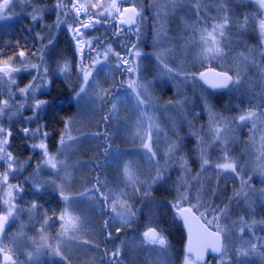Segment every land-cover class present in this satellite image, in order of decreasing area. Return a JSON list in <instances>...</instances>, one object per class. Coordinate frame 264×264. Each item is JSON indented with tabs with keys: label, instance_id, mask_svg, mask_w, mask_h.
I'll return each instance as SVG.
<instances>
[{
	"label": "rangeland",
	"instance_id": "rangeland-1",
	"mask_svg": "<svg viewBox=\"0 0 264 264\" xmlns=\"http://www.w3.org/2000/svg\"><path fill=\"white\" fill-rule=\"evenodd\" d=\"M98 2L110 5L113 0H79L86 5ZM73 3L75 0H12L10 18L0 19V26L17 18H26L33 23L32 15L38 14L40 19L33 24L42 29L43 33L39 30V36L49 35L48 40H55L63 31L70 39L72 54L77 59L75 75L72 74L76 76L73 101L77 111L67 123L68 132L74 139L66 137L63 146L59 142L52 149L48 145L49 152L53 155L60 153L57 159L63 160L68 167L65 169L58 165L57 169L48 168L42 163L40 150L35 149V162L27 161L21 169L29 173H26V184L35 181L44 185L43 189H52L61 200V213L67 208L66 218L78 217L79 223L76 230L62 235L59 219L55 231L51 232L39 210L20 205L17 202L19 192L13 190L16 209L8 219L11 233L3 244L11 249L13 260L16 261L13 249L18 245L21 262L16 261V264H116V260L121 264H184L186 257L193 264H199L186 252V243L175 256L176 251L172 249L168 235L155 225L153 212L157 207H168L179 219L177 209L172 207L179 191L188 194L184 206L189 202L195 203L199 193L201 203L209 209L205 212L208 221L213 220L212 209L227 206L219 225L224 230L228 255L223 258L221 254L212 256L206 264H237L238 261L241 264H264V255L259 254L264 251V175L260 172V167L264 165V38L259 33L264 9L258 6L256 0H115L121 9L136 7L143 17L142 20L135 18V26L129 31L130 40H116L115 28L110 31L109 25L119 23L114 13H105L99 17L101 23L82 31L87 32L88 39L95 37L93 45L101 51L111 46L114 52L134 60L129 52L130 46L135 44L142 53L137 82L148 86L151 99L138 106L135 98L129 95V74L123 66L117 67L118 60L113 55L96 66V72L100 73L98 77L93 72L87 85L83 84L79 57L72 34L68 31V25L75 26ZM100 10L87 9L89 14ZM225 16L228 17L225 35H217L223 55L202 58L200 30L211 31L212 26L223 22ZM58 18L61 21L59 26ZM137 26L139 33L135 32ZM49 48L44 54L47 67ZM87 51L85 48V64L89 63ZM158 55L163 63L173 68L172 74L166 73L161 60L157 59ZM29 58L32 63L40 62L36 55ZM20 59L18 57L9 62L17 67ZM65 62L56 61L53 71L60 75L69 74L70 70L60 72L57 67ZM6 66L0 64V67ZM207 69L227 73L234 81L239 78V83L225 92L211 93L199 78V72ZM190 72H196V77L188 74ZM20 75H23L21 80ZM34 75L35 70L31 68L13 72L16 84L10 85L8 77L0 73V88L7 90L8 99L12 97L4 113L0 114V126L3 120L20 117L26 119L28 125L35 123L33 128L27 126L32 129L31 132L37 128L43 132L37 125L38 120H35L39 114L34 116L32 99L19 92L20 88L33 81ZM131 78L136 77L133 74ZM49 81L47 73V80L35 93L36 98L39 99L46 90ZM36 83L40 81L37 79ZM81 86L85 87V92L81 93L83 99L77 102L75 97ZM104 88L110 90L109 97L108 93H100V89ZM113 102L117 104L115 115L111 114ZM20 103V112L13 113L10 109L12 105ZM247 110H255L259 117L254 118V126L253 120L244 123L234 120L241 111ZM210 116L221 121V136L226 143L212 139ZM64 132L65 128L62 135ZM149 133L155 157L143 147ZM34 141L40 142V133H36ZM173 142L179 147L169 152ZM201 146L205 147L209 160L203 166ZM225 152L229 159L237 162L239 176L216 167L217 163L225 162ZM0 161L7 167V184L18 185L11 179L14 170L8 169L7 162ZM130 161L136 166V187L139 191H134L122 176V165ZM13 165L15 170L20 167L15 160ZM157 171L162 179L153 183ZM98 179L101 189L109 195V203L112 193H125L121 199L127 201V210L134 213L128 216L126 223L116 217L109 204L101 203L98 195H92L91 190L97 186ZM242 180L246 181L243 189ZM59 186H63L65 195L69 197L67 201L61 197ZM241 191L247 195H235ZM7 192V186L0 183V210L3 214L8 207L3 202ZM116 207L117 212L126 211L119 205ZM206 225L211 231H217L215 221ZM29 226L31 233H27ZM149 227L156 228L167 239L166 249L142 243L143 233ZM108 233H111L110 238ZM42 236L46 241L41 239ZM45 242L59 245L62 256L54 255L47 247L37 251L38 246ZM253 244L256 245L255 252L247 257L237 256L238 249H250ZM116 249L120 250V255L114 258L112 251ZM0 264H3L2 256Z\"/></svg>",
	"mask_w": 264,
	"mask_h": 264
},
{
	"label": "snow or ice",
	"instance_id": "snow-or-ice-1",
	"mask_svg": "<svg viewBox=\"0 0 264 264\" xmlns=\"http://www.w3.org/2000/svg\"><path fill=\"white\" fill-rule=\"evenodd\" d=\"M258 6L261 9H264V0H256ZM57 7H60V4H57ZM91 7L94 9H101L100 11H97L93 14H89L87 9ZM72 9L75 13V26L68 25V31L72 34L71 39L74 42L76 52L79 57L80 61V72L83 77V84L86 86L89 78L93 76V72H96V66L105 63L108 60V57L110 55H113L117 58L118 64L117 67L123 66L126 70V72L129 74L130 79L127 82L128 89H131V93L129 95L133 96L136 100L137 105H143L147 101H150L151 96L148 91V86L144 83H138L137 80L139 79L140 75V63L139 58L141 57L142 53L136 48V45L133 44L130 46L131 51L129 52L130 56H134L135 59H126L124 56H121L119 52H114L111 46H108L104 48L102 51L99 47L93 45V39H88L87 32L82 31L92 29L95 27L96 24L101 23V20L99 17H103L105 13H108L109 15H112L113 13L118 17L120 24H128L132 25L135 24L136 21L134 17H140L141 20L143 17L141 16L140 11L136 7L132 8H123L117 6L115 3V0L110 5H105L102 2L94 3V4H81L79 3V0H75V3L72 4ZM12 11V0H0V19H7L10 18L9 13ZM125 13H132L131 16H129L127 19H125L124 14ZM83 14V18H81ZM40 17L38 14L32 15V22L37 23L39 21ZM61 21L57 20V26ZM228 23V17L225 16L223 18V22L219 24H215L212 26V30L208 31L207 29L200 30V41L202 43L201 47V57L212 59L223 55V49L220 47V41L217 39V35L220 37H223L225 35L224 29ZM28 31H31V29H27ZM132 30L129 28V31ZM123 31V29H121ZM135 32L139 33L140 28L137 26L135 28ZM259 33L262 38H264V19H261L259 21ZM38 35V34H37ZM39 39L41 41V47L38 50L33 51V55L37 56V59L40 61L39 63H32L28 52L21 48L18 51V56L21 58L19 61V66L13 67L11 63L9 62L12 57L9 58L8 61H0V64L7 65L6 67H0V73H3L5 76L8 77L7 82L10 85L16 84V79L12 76L13 72L19 73L22 71H25L29 68L35 70V75L33 77V81L28 83L25 87L20 88L19 92L25 97L32 99L33 103L31 104V107L34 110V116L38 115L41 111L45 110L46 108L50 107L49 101L38 99L35 97V93L37 89L43 85L44 81L47 80V73H48V67L45 65L44 62V49L49 48L50 45L54 44V40L49 38L48 43L44 44L43 36H39ZM85 48H87V59L89 63L85 64ZM95 52V55L93 56L92 53ZM158 60H161V63L163 64V68L166 71L167 74L173 73V68L169 67L166 63H163V60L161 59V56H157ZM60 72H67L69 70V64L65 62L63 65H57ZM211 70V69H210ZM41 72L43 75H41ZM99 72H96L97 77L99 76ZM135 75V79L131 78ZM179 74V73H177ZM190 74L193 78L196 77V72H190ZM218 79L216 80H208V72H199V78L204 81V83L209 84L212 88H227L229 84H238L239 78H237L235 81L233 80V77L228 75L227 73H215L214 74ZM39 80L40 83L37 84L36 80ZM94 83H97L96 80L93 81ZM50 83V82H49ZM31 90V91H30ZM85 92V87L81 86L78 93H76V100L79 102L83 97H81V93ZM100 93L103 95H106L107 92L104 89H100ZM12 97L9 96V99ZM9 99H0V114H3L5 111V108L9 105ZM211 111V110H210ZM112 115L117 114V104L116 102H113L112 104ZM254 118H259L257 116V113L255 110H247V111H241L238 117L234 118V120H238L240 123H244L248 120H253V126H254ZM107 119V117H105ZM210 119L212 120V127L211 131L213 133L212 139L213 140H219L221 143H226L224 137L221 136V133L223 131V128L220 127L221 121L215 120L214 116H210ZM222 120V118H221ZM226 126V125H225ZM23 134V136L28 137L30 134V129L28 127H24L20 130ZM36 133H40V142L39 143H33L31 147L35 149L40 150V156L42 158L43 165L47 166L51 169H57L58 165H62L65 169L68 167V165L63 160H58L57 155H60V153H57L56 155H53L49 152L48 144L45 142L48 137V132L43 131L41 132L39 128H37L34 132H31L32 139L36 138ZM12 136V129L11 128H5L3 126H0V160H3L7 162L8 169L9 170H15L13 161L16 159L10 151L7 150V145L9 144V140ZM71 140L74 139L70 135L67 129V124L65 125V132L64 135H61L60 137V145L63 146L65 144V138ZM202 139V138H201ZM152 137L149 133L147 136V142L143 144V147H145L148 150V153L151 154L152 157L156 156V152L152 149ZM179 146L173 142L170 146L168 151L172 152L176 150ZM107 152V148L105 149ZM200 158L202 161V166L207 165L209 163V160L206 157L205 154V147H200ZM225 162L223 163H217L216 167L219 169H222L224 171H230L237 176L240 175V172L238 171V165L237 162L234 159H229L227 156V153L225 152L224 155ZM40 164L37 165V170H39ZM260 172L262 175H264V165L260 167ZM122 176L126 183L128 185H131L133 187L134 191H139V189L136 187L138 177L136 174V166L133 162H127L122 165ZM162 175L159 171H157V174L153 177V183H155L157 180H161ZM8 172H5L3 174H0V183L7 186L8 192H7V198L4 199V204H6L7 210L6 213L3 215H0V234L4 233L5 225L8 222L9 217L12 216L13 212L16 209V204L13 202L14 197L12 196L13 190H16L18 192H23V188H21L19 185H8ZM246 181L242 180L241 188L243 189L244 184ZM33 189L36 193L41 192V190L44 188V185L36 183L33 181L32 184ZM60 187V195L61 197L67 201L69 197L65 195L63 186ZM92 195L99 196L100 202L103 204H109V207H111L112 211L116 213V217L119 218L123 222H127V218L129 215H134V213H131L130 210H127V201L122 200L121 196L125 195V193L121 192L119 194L112 193L111 194V203H109V195L103 191L99 185V179L97 180V186L91 190ZM236 196L241 195H247V193L241 191L235 193ZM188 200V194L187 192H179L177 195L176 202L172 204L173 208L177 209V215L179 219H181L185 226L189 228V242L187 247V253L189 255L194 254L195 260L199 261L203 259L204 253L207 251L208 248H211L213 252L220 253L221 258L228 255L227 252V244L225 242V234L224 230L219 225V219L221 216H223L227 212V206L225 205L223 208L219 209H212V221H208L207 217L205 216V212L209 211V209L201 203L199 193L195 197L196 202L191 203L189 202L187 206H184V201ZM117 205H119L122 208H125L126 211L117 212ZM31 207L35 209L37 207L36 203L33 202ZM204 209V211H201V209ZM197 213L199 215H197ZM67 208H65V211L60 214L59 219L62 222V235H66L69 230H76L77 224L79 223V218L74 216H67ZM203 219L206 224H210L213 221L216 222L217 231L214 233H208L213 239L208 242H203L200 238L197 239L196 244H193V240L191 237V223L193 221H196L199 223V221ZM45 223H47V220H45ZM201 228L204 229V232H207V229L204 228L203 225H201ZM119 229H117V232ZM109 238L111 237V233H108ZM42 240L46 241L45 237H41ZM84 243H88V241H84ZM143 244L146 245H158L161 249H166L168 247V241L167 239L156 230V228L149 227L147 231L143 233ZM41 247H47L50 249V251L57 256H62L61 250L59 248V245L52 246L47 244L46 242L39 245L37 248V251H39V248ZM256 251V245L253 244L250 249L240 248L236 251L237 256L239 257H247L250 255V253ZM11 249L7 248L5 245L0 243V256H2L3 264H16V261L13 260L12 255H10ZM260 255H264V251L259 253ZM120 255V250L116 249L112 251V256L118 257ZM63 258V257H62ZM116 264H121L119 260H116ZM184 264H193L191 260L188 259V257L185 258ZM237 264H241V262H237Z\"/></svg>",
	"mask_w": 264,
	"mask_h": 264
},
{
	"label": "trees",
	"instance_id": "trees-1",
	"mask_svg": "<svg viewBox=\"0 0 264 264\" xmlns=\"http://www.w3.org/2000/svg\"><path fill=\"white\" fill-rule=\"evenodd\" d=\"M31 29L28 31L27 29ZM39 30L42 29L39 25H34L30 20L26 18H17L15 21L0 26V61H7L10 57L13 60H17L18 51L23 48L28 52V56H32L33 51L40 49L41 41H39ZM38 34V35H37ZM47 36V37H46ZM44 36L43 43L47 44L48 36ZM47 50V49H46ZM44 49V54L46 53ZM48 54V79L50 80L48 87L39 96V99L49 101L50 107L39 113L37 125L42 128L43 131L48 132L46 142L50 145L51 149L58 146L60 137L63 134L65 125L74 118L76 115L77 107L73 101L75 94V85L73 82L76 80L75 67L77 59L73 52V45L67 35L61 31L57 38L54 40V44L49 48ZM64 60L69 64V74L60 75V73L54 72L56 61ZM23 75H20V80ZM28 79V78H27ZM105 90V88H104ZM108 97L111 95L110 90L106 91ZM8 99L7 90L0 88V99ZM23 99H21L22 101ZM221 103V101H217ZM22 103V102H21ZM20 105L15 104L10 108L13 113H19L18 108ZM26 103V102H25ZM33 122V121H32ZM34 122L28 125L26 119L18 117L17 119L11 118L10 121L2 122L3 127L12 129V136L9 140V144L6 146L7 150L12 153L16 158V163L22 166L25 162H35V152L31 145L35 142L30 134L28 137L23 136L20 131L24 127L34 126ZM7 167L0 161V173H4ZM12 180L17 182L23 192L17 193V202L25 207H31L35 202L41 215L47 220L49 231H55V226L58 224L59 215L62 210L61 200L56 192L48 188L36 193L33 190L32 184H26L23 172H19L17 169L13 172ZM28 175V171L26 172ZM152 214V213H151ZM154 221L157 224L156 228L164 231L169 238V242L172 245V249L176 251L175 256L178 255L181 246L186 243V232L183 227L182 221L173 215L171 210L167 207L155 208L153 212ZM204 222V221H203ZM205 223V222H204ZM27 233H31L30 226ZM11 233V226L7 233L2 238L1 243L5 244L8 241V235ZM18 245L14 247V257L17 262H21V256L19 254ZM22 254V253H21ZM143 264H145L143 262Z\"/></svg>",
	"mask_w": 264,
	"mask_h": 264
},
{
	"label": "water",
	"instance_id": "water-1",
	"mask_svg": "<svg viewBox=\"0 0 264 264\" xmlns=\"http://www.w3.org/2000/svg\"><path fill=\"white\" fill-rule=\"evenodd\" d=\"M204 72H208V77L207 79L208 80H216L218 79V77H216L214 74L215 73H221V72H217V71H214V70H206ZM203 85L209 89V90H212V91H218V92H225L227 90H229L233 84H229V86L227 88H212L209 84H206L204 83L203 80H201ZM182 221V220H181ZM183 223V221H182ZM201 225L204 226V228L207 229V232H204V229L201 228ZM183 226H184V229H185V232H186V236H187V244H186V252H187V247H188V242H189V228L187 226L184 225L183 223ZM8 229V222L7 224L5 225V228H4V233L3 234H0V241H1V238L2 236L5 234V232L7 231ZM208 233H214V231H211V229H209L205 224H203V222L200 220L199 223H197L196 221H193L191 223V237H192V240H193V244L195 245L196 244V241L198 238H200L203 242H208V241H211L213 239V237H211L210 235H208ZM220 253H216V252H213L211 248H208L207 251L204 253V256H203V259L202 260H195V255L192 254L190 255L197 263L199 264H206L209 260L210 257L212 256H216Z\"/></svg>",
	"mask_w": 264,
	"mask_h": 264
},
{
	"label": "flooded vegetation",
	"instance_id": "flooded-vegetation-1",
	"mask_svg": "<svg viewBox=\"0 0 264 264\" xmlns=\"http://www.w3.org/2000/svg\"><path fill=\"white\" fill-rule=\"evenodd\" d=\"M132 15V13H126L125 14V19H127L129 16H131ZM136 17H134V19H135ZM110 26V31L111 32H113V28H115V30H116V40H130L131 39V37H130V34H131V32H129V28H133L134 26H135V24H132V25H128V24H120V23H118V24H115V25H113V26H111V25H109ZM121 29H123V31H121ZM208 70V69H207ZM210 70V69H209ZM206 71V70H205ZM204 72V71H203ZM200 81H201V79H200ZM201 83H202V81H201ZM202 85H203V83H202ZM206 90L207 91H209V92H211V93H219L218 91H212V90H209V89H207L206 88ZM16 162V161H15ZM16 164H18V163H16ZM23 166V165H22ZM17 170L21 173L22 172V169H21V166L19 167V168H17ZM15 171V170H14ZM13 171V172H14ZM26 172H27V170L26 171H24V173H23V177H26ZM29 174V173H28ZM0 215H3V212L0 210ZM8 229H9V222H8ZM8 229H7V231H8ZM7 231L5 232V234L7 233ZM4 234V235H5ZM4 237V236H3Z\"/></svg>",
	"mask_w": 264,
	"mask_h": 264
}]
</instances>
